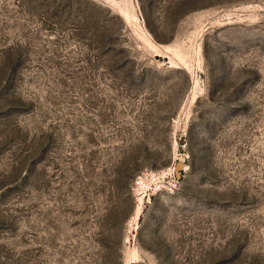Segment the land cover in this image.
I'll use <instances>...</instances> for the list:
<instances>
[{"label": "rangeland", "instance_id": "1", "mask_svg": "<svg viewBox=\"0 0 264 264\" xmlns=\"http://www.w3.org/2000/svg\"><path fill=\"white\" fill-rule=\"evenodd\" d=\"M0 264H264V0H0Z\"/></svg>", "mask_w": 264, "mask_h": 264}]
</instances>
